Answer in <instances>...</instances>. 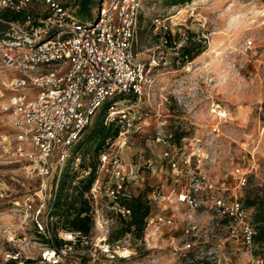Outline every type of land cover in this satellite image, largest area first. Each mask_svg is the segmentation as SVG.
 Segmentation results:
<instances>
[{"label":"built area","instance_id":"obj_1","mask_svg":"<svg viewBox=\"0 0 264 264\" xmlns=\"http://www.w3.org/2000/svg\"><path fill=\"white\" fill-rule=\"evenodd\" d=\"M104 1L96 21L87 24L74 17L76 10L70 0H0L1 63L21 73L20 77L0 84V110L15 129L14 133L0 135V158L20 162L28 178L40 180L39 187L27 193L21 202L23 222L19 225L25 229L30 221L35 232L46 239L35 264H65L67 257L77 253L78 246L89 244L88 234L62 228L55 210L66 174L72 185L70 191L74 193L78 180H84L92 172L84 169L80 174L79 164L69 162L71 148L107 100L110 103L104 123L115 124L119 132L98 155L96 178L84 194L90 204L99 207V197L104 195L111 212L127 220L132 216V209L123 202L146 192L152 209L140 236L149 248H157L164 229L181 228L189 237L184 248L190 249L204 229L193 219L191 211L206 204L199 194L208 186L212 188V184L203 172L192 171L191 188L177 190L179 176L187 173L191 157L177 156L182 149L177 146L174 133L164 129L165 119L159 117L153 138V142L163 146L162 152L156 155L151 150L152 154L147 157L141 152L129 162L123 157L132 133L142 131L149 115L126 97L133 95L140 102L146 88L152 85L149 73L153 67L170 63L167 54L172 48V20L168 16L153 19L154 31L158 34L154 46L156 58L147 65L138 60L136 52L147 0H110L107 7L103 6ZM2 12L18 13L20 18L3 17ZM247 45L251 47L253 41L248 40ZM119 94L127 96L114 99ZM202 162L199 157L198 168ZM163 177L169 178L168 181H162ZM169 181L173 187L166 194L164 189ZM144 188L146 191H142ZM173 192L177 193V203L190 209L179 223L173 208L156 210L158 203H174ZM227 200L216 198L213 207L220 218L212 216L211 222L217 228L225 225L238 230L243 243L254 248L256 229L246 206L238 200L232 203ZM55 228L59 243L54 237ZM134 233H124L115 240L109 238L110 233H103L104 236L98 237L93 257L92 247L77 257L85 259L87 264H97L100 256L113 263L131 264L137 260L140 264H156V258L132 260L136 254ZM13 240L8 236V241ZM12 258L10 264H28L31 260L26 256L19 261V254ZM252 264H264V259H253Z\"/></svg>","mask_w":264,"mask_h":264},{"label":"rangeland","instance_id":"obj_2","mask_svg":"<svg viewBox=\"0 0 264 264\" xmlns=\"http://www.w3.org/2000/svg\"><path fill=\"white\" fill-rule=\"evenodd\" d=\"M70 3L75 8L74 0ZM109 3L110 0H105L103 6ZM100 5L101 1L95 0L87 11L77 9L74 17L82 23H94ZM42 8L46 6L43 4ZM158 15L170 17L173 23L172 48L167 54L170 63L153 67L149 73L152 85L146 88L140 102L133 95L114 97L122 100L127 96L140 111L149 114L142 131L132 133L123 157L129 162L141 152L145 157L152 154L151 150L156 155L162 152L163 146L153 142L162 117L166 120L164 129L174 133L176 144L182 149L177 156L191 157L187 173L179 176L177 190L191 188L192 171L206 174L212 188L208 186L199 194L206 204L191 211L193 219L204 229L189 250L184 248L189 237L181 228L164 229L157 248L146 246L135 232L136 254L132 260L144 257L143 260L156 258V264H252L253 259H264V250L256 254V247H247L238 230L225 225L217 228L211 221L212 216L220 218L213 207L214 201L224 197L228 203L242 202L253 222L254 208L246 205L244 199L252 189L259 188L264 193V0L145 1L136 52L138 60L147 65L156 58L154 46L158 34L154 31L153 19ZM248 40L253 41L251 47L247 45ZM20 76L18 70L3 65L0 59V84ZM109 103L107 100L99 108L71 148L69 162L79 164L80 174L84 169H92L96 178L98 140L90 137L105 117ZM111 126L113 130L118 128L115 124ZM14 132L9 117L0 110V135ZM199 157L203 162L198 168ZM92 162H97L95 170ZM168 179L163 177L162 181ZM80 180L75 187L82 191ZM39 184L37 177L26 176L20 162L0 158V264H10L12 256L18 254L19 261L29 256L31 260L27 263L35 264L42 254L45 237L35 232L30 221L25 229L19 228L23 222L21 202ZM172 187L169 181L164 192L169 194ZM172 195L173 204L158 203L156 210L173 208L179 223L190 209L177 203L176 192ZM91 205L94 225L87 238L90 245L78 246L77 253L67 257L65 264H87L77 256L92 247L93 257L98 237L110 233L109 238L115 240L123 235L120 233L123 219L111 212L107 197H99V207ZM8 236L14 240L8 241ZM27 241L29 245L25 244ZM99 258L97 264H124L110 262L103 256ZM131 264L140 263L134 260Z\"/></svg>","mask_w":264,"mask_h":264},{"label":"trees","instance_id":"obj_3","mask_svg":"<svg viewBox=\"0 0 264 264\" xmlns=\"http://www.w3.org/2000/svg\"><path fill=\"white\" fill-rule=\"evenodd\" d=\"M101 3L103 0H100ZM95 0H75V10L80 9L87 11L90 9L91 5ZM178 2L174 3L177 4ZM101 6V5H100ZM3 17H12L15 19L20 18V14L11 12H2ZM160 16V15H158ZM37 19V17H36ZM37 23V20H35ZM3 25L0 24V29ZM119 129H114L111 125H106L103 120L99 123V126L94 132H91V137L97 139L98 142L95 146V155L98 160V155L105 147L107 142L116 136ZM97 162H92L91 166L95 170ZM95 173L92 170L90 176L85 180H80L83 183V190L78 191L77 195H73L70 191L72 188L71 182H69V176L64 177L61 186V193L56 203L55 216H57V222L62 224V228L70 230H78L85 234H89L93 229L94 219L90 215L91 204L88 199L84 197L86 191L91 187L94 181ZM69 182V183H68ZM74 192L78 190V187H73ZM246 205L253 207L254 212L252 215L254 226L256 229V235L254 239V247H256V254L263 252L264 250V193L261 189H252L249 191L248 195L245 197ZM128 207L132 209V216L130 219H123V225L121 227V234L134 231L136 234H142L145 225L146 218L151 212V205L146 196V192H141L138 195L126 199L124 202ZM54 237L56 242L59 243L58 229H54ZM118 238V236H117Z\"/></svg>","mask_w":264,"mask_h":264},{"label":"bare ground","instance_id":"obj_4","mask_svg":"<svg viewBox=\"0 0 264 264\" xmlns=\"http://www.w3.org/2000/svg\"><path fill=\"white\" fill-rule=\"evenodd\" d=\"M227 113V112H226ZM221 114H224V113H222V111H221Z\"/></svg>","mask_w":264,"mask_h":264}]
</instances>
